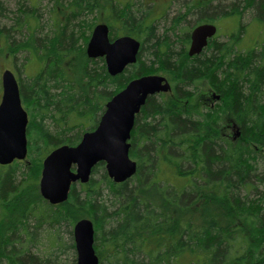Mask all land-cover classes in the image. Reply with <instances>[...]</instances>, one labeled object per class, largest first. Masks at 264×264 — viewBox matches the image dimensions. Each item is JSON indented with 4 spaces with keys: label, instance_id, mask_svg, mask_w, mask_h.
I'll use <instances>...</instances> for the list:
<instances>
[{
    "label": "trees",
    "instance_id": "1",
    "mask_svg": "<svg viewBox=\"0 0 264 264\" xmlns=\"http://www.w3.org/2000/svg\"><path fill=\"white\" fill-rule=\"evenodd\" d=\"M184 4L186 11L169 26L172 35L181 33L176 41L183 46L175 51L176 41L166 32L154 33L150 10L138 8L136 0L71 2L91 12L104 9L110 37L128 34L140 41L136 61L115 76L108 74L103 57L86 56L89 34L83 35L82 23L70 30L56 23L44 37L31 34L17 43L11 40L18 52L32 39L42 61L34 75L16 78L28 115V161L14 160L0 170V264H61L45 254L47 247L40 255L31 246L44 237L50 247L74 249L73 242L60 243L57 231L63 223L72 225L78 213L93 222L98 264H264V39L259 48L256 44L239 50L232 31L226 42L214 36L201 53L189 56L190 28L181 31L178 25L190 14L196 15L195 23L211 21L204 12L211 3ZM21 8L19 3L20 13ZM247 8L255 10L264 25V0H242L241 9ZM228 11L233 16L238 9ZM17 18L22 22V15ZM83 25L90 33L94 24ZM3 36L9 40L8 33ZM144 51L151 56L147 64L141 58ZM80 55L77 80L65 61ZM157 69L172 78L171 89L149 95L135 115L129 156L136 162V173L115 183L98 162L91 174L102 170L99 181L91 177L86 183H72L62 203L41 197L33 171L44 156L58 145L76 144L96 125L98 111L102 113L114 93L130 79ZM198 81L218 93L217 104L199 112L178 108L179 99L196 92ZM225 112L237 136L222 131ZM135 180L142 188H154L155 199L141 196ZM3 207L11 208L9 214ZM238 217L252 221L253 244L235 224ZM71 264H76L75 257Z\"/></svg>",
    "mask_w": 264,
    "mask_h": 264
},
{
    "label": "water",
    "instance_id": "2",
    "mask_svg": "<svg viewBox=\"0 0 264 264\" xmlns=\"http://www.w3.org/2000/svg\"><path fill=\"white\" fill-rule=\"evenodd\" d=\"M215 31V24L210 22L195 25L189 33L187 54H198ZM139 48L137 38L128 34L112 38L108 24L99 22L91 30L85 54L88 58L103 57L108 74L115 76L136 61ZM0 79V164L8 165L26 158L28 115L13 71L4 69ZM169 90L168 79L160 74L130 79L105 102L96 125L86 130L76 144L58 145L44 156L38 180L41 197L51 204L64 202L71 184L88 182L91 170L98 162L104 163L107 176L115 183L131 178L136 173V162L129 156V138L135 115L147 96ZM72 235L76 264H98L91 219L82 217L76 220Z\"/></svg>",
    "mask_w": 264,
    "mask_h": 264
},
{
    "label": "rangeland",
    "instance_id": "3",
    "mask_svg": "<svg viewBox=\"0 0 264 264\" xmlns=\"http://www.w3.org/2000/svg\"><path fill=\"white\" fill-rule=\"evenodd\" d=\"M72 1L73 0H0V75L4 69L8 68L13 71L16 78L20 77L25 80L26 76L34 75L38 67H40L41 65L42 60L39 57L37 51H35V45L32 42V39H30L26 44L27 48L25 50H20L18 52H16V50H14V48L11 46L13 45L12 41H16L14 43H17V41L20 40L23 41L31 34H35L36 38L44 37L49 31H53V28H56V23L58 24V27L60 24H64L66 30H70L72 27L78 29L82 25L80 29H82L83 35L89 34V36L93 27L90 29L89 33V28L87 26H84V23L87 22L94 25L99 22L109 23L108 18L106 17L107 12L104 9L98 12L96 10H93V12L86 9L82 10L79 7L74 8L73 6H71ZM140 1L142 2V0H136L138 8H145V10H150L149 19L154 20L153 24L156 28L154 33L158 36H161L166 32V35L170 40L176 41V38L178 37L177 35H180L181 33L176 30V35H172L169 31V26L171 25V21H173V18L180 16L186 11V7L184 4L186 0H144V6H141ZM205 1L207 0H195V3H203ZM209 1L211 3V8H206L204 12L208 13L209 17H211V21L209 22L217 26V32L215 34V39L217 41L226 42L229 39L230 33L234 31L235 36L237 37V49L247 50L248 48H252L256 44V47L259 48L260 43L264 39V25L256 17L258 15L256 14L255 10H251L250 8L242 10V0ZM19 3H22L21 13L18 12ZM229 7H237L238 12L236 13V15L231 16V13L228 11ZM20 15H22V22L24 23L21 22L20 18H17ZM195 19V14L187 15L183 20L180 19L181 21L178 26L179 28H182L181 31H183V28L184 30H188L185 28H190L189 31H191V29L195 25L199 24L197 22L195 23ZM18 22L22 24L21 27L17 25ZM25 22H28L29 24ZM116 32L117 30L114 28V33ZM4 33H8L9 40L8 38H5L3 36ZM80 42H82V40H80ZM151 42L152 41L150 40L149 43ZM182 46L183 45H181V43L176 41V43L174 44L175 51L180 50ZM141 58L147 64L149 63V59H151V56H148V52L144 51L143 54H141ZM82 61V55L72 56L65 61V65L68 71L72 72L73 76H76L77 80L81 79L80 72ZM155 74L163 75L169 81L172 80V78H170L167 73L161 70L157 69ZM77 82L79 83V81ZM197 85L198 89L196 90V92L188 97L178 100V108L193 112H199L200 110L203 111V109L205 108H210L211 110L214 108V106L219 101V96H217L218 93L213 88L208 86L205 81H198ZM99 104L101 103L97 100L96 105H98V107ZM24 109L26 110L25 107ZM99 112L101 115V110H99L98 113ZM221 118L222 119L220 124L222 131L228 133L230 137L233 136L236 132V126L233 125V121L231 120L232 118L227 112L223 113L221 115ZM22 161L27 162L28 160ZM258 161L260 163V160ZM19 164L20 165L18 169L21 170L22 162ZM7 167V165H0V170L5 171V168ZM40 171L41 165L33 171V175H35L34 177L37 178V181L40 177ZM17 173L18 172L16 171V174ZM101 175L102 170L98 168L97 172L91 174L90 178L92 177L93 180L99 181ZM133 182L134 181H130V183ZM135 183L138 186V190L141 196L147 197L151 200L155 199L156 194L154 188L147 186H144L142 188L139 184V181L137 180H135ZM79 188V184L77 183L76 189L79 190ZM105 191L106 190L104 189V193ZM3 209L4 211H7L8 214L11 211V208L9 207H3ZM83 216V214L78 213L76 214V219L78 220V218H81ZM5 220L7 219H4L2 222L5 223ZM235 224L241 228L242 232L245 235V239L249 243L253 244L255 240L254 233L251 234L252 221L244 217H238L236 218ZM72 225L63 223L59 226L57 233L61 244L69 245V243L71 242L74 243L72 235ZM43 230L44 229H42L40 233H42ZM262 237L264 240V233L262 234ZM46 247L48 248L47 251L49 252L45 253ZM31 251L40 255H43L44 253L52 254V256L56 258V260L60 261L61 264H71L73 258H76L75 249L69 246L50 247V245L48 246L47 240L44 237L42 238V240H40V242H36L34 246H31ZM236 264L245 263H243L242 261Z\"/></svg>",
    "mask_w": 264,
    "mask_h": 264
},
{
    "label": "flooded vegetation",
    "instance_id": "4",
    "mask_svg": "<svg viewBox=\"0 0 264 264\" xmlns=\"http://www.w3.org/2000/svg\"><path fill=\"white\" fill-rule=\"evenodd\" d=\"M215 26H216V25H215ZM216 32H217V26H216V31H215V33L213 34V36H212L211 38H213V37L215 36ZM189 33H190V31H189ZM211 38H210V39H211ZM208 41H209V39H208ZM189 43H190V35H189ZM189 43H188V46H189ZM207 43H208V42H207ZM206 46H207V45H206ZM206 46H204V47L202 48V50H201L199 53H201V52L204 50V48H205ZM187 49H188V47H187ZM199 53H198V54H199ZM194 55H195V54H194ZM103 59H104V58H103ZM130 65H132V64H130ZM130 65H129V66H130ZM129 66H127L126 68H128ZM124 69H125V68H124ZM123 71H124V70H123ZM123 71H122V72H123ZM144 75H145V74H144ZM140 76H141V75H140ZM134 78H135V77H134ZM168 81H169V80H168ZM169 83H170V81H169ZM170 89H171V85H170ZM1 92H2V90H1ZM158 93H159V92H158ZM155 94H156V93H155ZM147 97H148V96H147ZM0 99H1V95H0ZM145 101H146V100H145ZM144 103H145V102H144ZM141 107H142V106H141ZM140 109H141V108H140ZM139 111H140V110H139ZM138 113H139V112H138ZM138 113H137V114H138ZM88 130H89V129H88ZM83 133H84V132H83ZM136 168H137V167H136Z\"/></svg>",
    "mask_w": 264,
    "mask_h": 264
}]
</instances>
